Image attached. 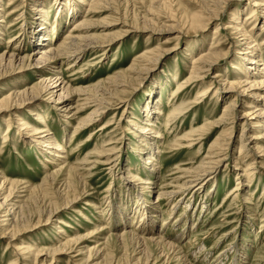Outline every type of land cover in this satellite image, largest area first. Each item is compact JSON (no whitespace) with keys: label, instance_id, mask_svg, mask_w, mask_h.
I'll use <instances>...</instances> for the list:
<instances>
[{"label":"rangeland","instance_id":"obj_1","mask_svg":"<svg viewBox=\"0 0 264 264\" xmlns=\"http://www.w3.org/2000/svg\"><path fill=\"white\" fill-rule=\"evenodd\" d=\"M40 1L48 9L46 24L43 23L45 14H38L42 20L35 19L36 0H17L13 5L10 0H0V54L15 52L19 53L18 56L28 57L23 65L0 69V104L11 91L34 88L41 79L43 71H37L33 64V59L38 57L35 49L41 46L33 42L31 28L48 26L52 32L50 36L54 38L52 45L59 44L73 31L72 24L85 17L89 24L77 32L97 44L86 49L79 47L84 51H79L82 54L76 62V57L64 55L48 72L52 79L55 75H62L64 82L80 91L65 96L69 110L65 111L64 106L60 107L62 104L55 103L56 95L45 93L38 85L31 93L37 98L19 107V112L10 106H4L5 110L0 111V181L6 174L21 187L31 186L27 193L15 192L11 197L27 205L24 211L27 214L11 233L9 225L0 226V264H10L12 259H19L12 264H42L47 255L45 264H264V130L253 127L256 123L264 127V117L251 115L247 121L243 117L246 112L253 111L254 108L249 106L264 107V85L240 91L239 95L238 88L229 92L226 86L229 82L245 81L244 70L238 68L249 62L241 60L240 52L245 43L235 32L233 15L239 12L244 27L254 33L252 39L256 41L251 44L263 48L264 59V5L262 8L254 6L253 0H107L87 12L88 5L80 4L81 10L70 19L66 9V15L58 16L61 0ZM256 9V16H252ZM201 15L207 17L206 26L191 25ZM55 22H59V28L54 36ZM212 46H219L227 55L218 59L204 83L200 78L194 83L193 79L187 81L193 72L192 57L211 51ZM143 54H148L147 60ZM116 75L121 76L115 83L112 78ZM211 79L220 88V95L211 90L212 94L197 99V102L195 96L198 97ZM178 83L185 85L174 94ZM158 96L162 99L163 114L156 120L152 146L148 147L139 138L136 123L145 119L146 104L150 99L157 100ZM85 99L107 101L100 104V115L91 121H95L92 125L85 127L80 134H72L78 116L84 117L95 108L92 102L84 104L88 101ZM182 100L191 104L172 119L171 108ZM231 100H235L236 105L234 102L232 105L237 117L234 127L228 129L223 122H229L230 126L231 120L222 116ZM3 103L10 104L7 99ZM79 105V111H76ZM35 113L44 116L54 136L67 138L68 152L65 155L69 159L60 167L61 175L57 174L55 184L47 178L50 172H58L57 165L49 164L50 159L56 158L52 153L44 155L45 148L34 144L31 133L18 124L23 121L18 120L21 116L29 125L36 126L35 120L39 119ZM170 117L172 121L165 124ZM131 120L136 122L131 123ZM90 132H93L91 137ZM185 133L189 134V139L184 138ZM71 136L74 137L72 141ZM255 136L259 138L256 144L251 143ZM179 140L182 144L178 145ZM190 140L192 142L187 143ZM241 141L248 143L243 150H250L246 158L240 156ZM114 145H117L114 151L94 153L90 158L91 165L82 163L81 159L88 152ZM151 150H154L151 154L156 166L152 172L153 182L146 189L145 196L151 200V206L160 204L154 230L161 241L157 238L138 242L136 234L142 237L152 234L143 231L147 227L138 226L137 218L143 215L142 210L134 209L136 196L141 191L139 186L131 189L123 181L131 167V170L140 168L138 173L144 177L147 175L145 170L148 168L142 160ZM113 155L115 158L107 160ZM210 158L214 161L222 159L218 171L196 176L200 165L212 166ZM72 163L78 165V169H72L68 177L67 168ZM250 163L249 168L254 173L248 176L244 169ZM64 182L71 183L64 185ZM183 182H188L187 186H182ZM160 190L179 192L170 198L164 195L166 198L163 196L155 203L153 200ZM21 193L26 195L15 197ZM113 194L114 197L110 198ZM179 198L176 210L170 211ZM112 199V209L106 211ZM119 206L133 210L125 223H128V230L136 233L131 238H116L115 234L121 232L124 225L115 226L120 221L115 214ZM5 213L0 212V216ZM133 216L137 220L133 221ZM3 218L7 217L2 216L0 220ZM97 225H102L103 230ZM6 227L9 232H1ZM72 237L73 241L67 244V239L69 241ZM19 244L22 247L32 245V251L41 250L38 259L27 251L25 254L16 252ZM104 245L107 246L105 253H110L105 258L102 257L103 249L96 253L97 246ZM52 249L56 251L47 254ZM36 260L40 262L35 263Z\"/></svg>","mask_w":264,"mask_h":264},{"label":"bare ground","instance_id":"obj_2","mask_svg":"<svg viewBox=\"0 0 264 264\" xmlns=\"http://www.w3.org/2000/svg\"><path fill=\"white\" fill-rule=\"evenodd\" d=\"M9 1V0H8ZM17 0H10V3L11 5H13ZM36 9H35V12L37 14L36 16V20L38 19H41L39 17L38 14H42V15H46L45 16V22L43 23H48V19H49V14L47 13V10H46V6H44V4H42V2L40 0H36ZM107 0H61L59 1L60 3V7H58V16H60L61 14L63 15H66L65 13V9L67 11V14L68 12L70 13V19L73 17V16H76L79 11L81 10V5L80 4H83V5H88V8L86 10V12L89 10V9H93L95 5H100L102 4V2H105ZM229 1V0H228ZM252 1V0H251ZM254 1V6H257L259 5L260 7L259 8H262L263 5H264V0H253ZM218 2V1H216ZM8 3V2H7ZM8 3V5L10 4ZM6 5V6H8ZM214 8V7H212ZM16 9V8H15ZM14 10V9H13ZM209 11V10H208ZM16 12V11H15ZM206 12V11H205ZM212 12V11H211ZM256 12H257V9L252 11V16H256ZM47 13V14H46ZM239 14V12H238ZM238 14H234L233 15V19L234 21H232V25L234 26L235 28V32H238L239 36H241V41H244L243 46V50L241 53V55L243 56V58H241V60L243 59V61L245 60H249V62L246 64V63H242L240 64L239 68L240 70H244L245 73L244 74V77L246 79H244L245 81H240L238 82L239 80H237L236 83H227V81H225V83H227L228 85H225L228 86V89L227 91L229 92H235L237 91L236 88L239 89V92H238V95L239 93H241L240 91H244L246 92L247 89H255L256 87H258V85H264V59L262 58L263 55H262V49L263 48H260L258 49L257 45H255V43L252 45L251 43L256 40H253L252 37H253V34L254 33H249L248 30L244 27V20L243 21H240V15ZM205 15V14H204ZM250 15V14H249ZM41 16V15H40ZM205 18L207 19V17L201 15L200 16V19H195L191 25H197L199 27L201 26H206V21H205ZM42 20V19H41ZM151 20V19H150ZM2 21V20H1ZM42 23V21H41ZM230 23V22H229ZM55 25L53 26V31H54V36H55V33H57V30L59 28V22H55L54 23ZM87 24H89V19L85 18V17H82V18H79L77 19L71 26V28H73V31L72 32H67L68 35H67V38L64 39L65 41H61V43L59 44H53V39L52 37L50 36V28L48 26H45L44 24L40 27H37V28H31L30 32L32 33V40L33 42H36L35 45H38V46H41V47H38V49H35V54L38 55V57H36L35 59H33L34 61V67L35 69H38L37 71H43V73L40 75L41 79L39 80V83L38 85L44 90V92H48L51 94V96H57V100L55 101V103H58V104H62L60 105L61 108H63V106L65 107V111L66 110H69V107L67 105V103H65L67 101V99H64L65 96H70L72 93H75L79 90H77L76 88H72L71 85L67 82H64L65 81V77H63L62 75L58 74V75H55L52 79V76L49 75V71L56 65L58 64V62H60L65 56H74L76 57V59L74 60L76 62V60L81 56L82 53H80L79 51L80 50H83L79 47H82L84 49H86L87 47H95L96 46V42L94 41H90L89 37L84 35L82 32H77L78 30H83L87 27ZM125 25V24H124ZM264 25V24H263ZM38 26V25H37ZM222 27V26H221ZM225 27V26H224ZM232 27V26H231ZM230 27V28H231ZM220 28V27H219ZM233 28V29H234ZM91 29V28H90ZM263 29V28H261ZM237 30V31H236ZM89 31V30H88ZM87 31V32H88ZM231 31V30H230ZM66 33V34H67ZM86 34V33H85ZM237 34V33H236ZM254 38V37H253ZM256 38V37H255ZM250 41V42H249ZM264 41V40H263ZM219 42V41H218ZM214 43V42H213ZM220 43V42H219ZM218 43V44H219ZM94 45V46H93ZM211 45V44H210ZM76 46L78 48H76ZM76 48L75 50H71L72 48ZM212 50L211 51H208V52H205L203 54L201 53H197L195 54L193 57H192V60H193V65L192 66V74L190 76V78L187 80H191L193 79V82L195 81L196 78H200L202 81L201 83H204L203 80L206 81V79L208 78L207 77V74L210 72V70L212 69H215L216 65L218 64V59L220 57H222V55H227V53L224 54L222 48H220L218 46L215 47V46H212L211 47ZM152 50V49H151ZM84 51V50H83ZM155 51V50H154ZM149 52V51H147ZM204 52V51H203ZM155 54V52H153ZM153 54V55H154ZM19 53H15V52H12L10 54H0V69H3V68H7V67H13L15 65H23L25 64L26 62V58L28 57H22V56H18ZM80 55V56H79ZM148 54L144 55L143 54V57H146L145 60H147ZM151 55V54H150ZM240 55V54H239ZM142 56V55H141ZM32 57V56H31ZM142 57V58H143ZM144 59V58H143ZM154 59V58H153ZM31 60V58H30ZM152 61V60H151ZM32 63V62H31ZM28 64V63H27ZM73 65H74V62H73ZM121 75H116L114 78H112V80H114V82H119L118 78H120ZM188 76V77H189ZM63 77V78H62ZM217 77V76H216ZM215 78V77H214ZM243 78V76H242ZM216 79V78H215ZM222 79V78H221ZM241 79V78H240ZM226 80V79H225ZM122 81V80H121ZM210 81V82H209ZM208 82V85L207 86H203V89L201 90V92H199L197 95L198 97L195 96V99L197 100H200L202 99L204 96L208 97L209 94L213 91L216 95H220L218 92H219V87L217 85H215V81L214 79L212 80H209ZM115 82V83H116ZM200 83V84H201ZM121 84V83H120ZM119 83L117 85H120ZM199 84V85H200ZM36 85L34 88L31 87V89H25V90H19L17 92H14V93H11L13 91H11L7 97H5L3 100L7 99L9 101L10 104H6L3 103V100L0 104V111L2 110H5L4 106H7V107H13V109H15V112H19L21 107L23 104L25 103H28L29 101L33 100V99H36L37 97L35 95H32L31 93L35 90V88H37ZM185 83H178V87L175 89V92H173L174 94L177 93V91H179L182 87H184ZM224 85V86H225ZM116 87V86H115ZM107 88V87H106ZM242 88H244L243 90H241ZM16 90V89H15ZM87 90V89H86ZM98 90V89H97ZM110 90V89H109ZM212 90V91H211ZM85 91V90H84ZM199 91V90H198ZM80 92V91H79ZM107 93V92H106ZM256 95H257V91H255ZM185 94V93H184ZM212 94V93H211ZM113 95V94H112ZM101 96V95H100ZM97 97V96H96ZM105 98V96H103ZM183 97V96H182ZM181 97V99H183ZM218 97V96H217ZM101 98V97H100ZM176 98V97H175ZM187 98V95L184 99ZM106 99V98H105ZM155 99V98H154ZM194 99V98H193ZM194 99V100H195ZM12 100H14L13 102H11ZM85 100H88V99H85ZM101 100V99H100ZM176 100V99H175ZM193 100V101H194ZM197 100V102H198ZM205 100V99H204ZM98 99H92V100H88L86 103L84 104H87L89 102H92L94 103V109H92L86 116L84 117H79L77 118V122L76 124L74 125V130H73V133L72 134H80L82 133L84 130H85V127L88 128L89 125H92L95 121L91 122L92 120H94L97 115H100V111L102 109V105L100 104H103V102L107 101V100H102V101H99ZM110 101V100H109ZM108 101V102H109ZM155 101V102H154ZM183 101V100H182ZM180 102L178 105H175L171 108V114H174V116H172L170 113V116H172V119L173 118H176L177 116H179L183 110L187 108V104L190 105L191 103H188V101L186 102ZM232 101V100H231ZM229 102V104H227L224 108V112H223V118H228V120L230 121L231 120V125L229 126V122L226 123L227 121H224L222 119V122L223 124H226V127L228 129H232L234 127V120L235 118L237 117L235 115V108L234 106L232 105L233 102L234 104L236 105L235 103V100H233L232 102ZM110 103V102H109ZM162 99L157 98V100H151L149 101L148 104H146L145 108L146 110V116H145V119L141 122V123H136V125H139V128H138V132H139V138L142 140V142L144 143V145H147L148 147H150V145L152 146V134L153 132L155 131V124H156V120L160 118V116L163 114L162 110ZM184 104H186V106H184ZM83 106H81L82 108ZM250 108H254L253 111L251 112H246L245 115L243 116L245 118V120L247 121L249 119V117L251 115H254V117L258 116L260 118H263L264 117V107H260L259 105H256V106H249ZM79 108H80V105L78 107H76V111H79ZM104 108V107H103ZM188 109V108H187ZM31 111V109H29ZM29 113H32L30 112ZM188 113V112H186ZM19 114V113H18ZM37 116H38V119L39 120H35V123L37 124L36 126L34 125H29V122H25L24 121V118L21 117H18V120H23L21 122H19L18 124L20 125V127H23L31 136L34 137V140L33 143L34 144H37V145H40L41 147L45 148L44 150V155H50L52 153V155L56 158V159H50L49 160V164H52L53 166L57 165L56 168H59L58 169V172L54 174V171L53 173L50 172V177H45L47 178V180H51L50 182L55 184L57 178L59 177L57 174L60 173L61 175V168L63 167V163L69 159V156L66 157L65 154H67L68 150H67V138L62 136V137H59V136H54V134H52L51 132V128L48 127V123L46 122L47 120L44 119V116L39 114V113H35ZM34 114V115H35ZM76 113H74L75 115ZM168 114V115H169ZM17 115V114H16ZM32 115V114H31ZM186 115V114H185ZM222 115V114H221ZM184 116V115H182ZM221 117V116H220ZM36 118V117H35ZM171 117L169 119H167L166 121H164L165 124L168 123V121H172ZM96 120V119H95ZM221 120V119H220ZM158 121V120H157ZM131 123H135L134 120H131L130 121ZM264 123V121H263ZM39 124V125H38ZM176 124V123H175ZM221 124V123H220ZM246 124V122L244 123ZM135 125V126H136ZM175 127V126H174ZM254 129L256 128H261L264 130V127L262 125H259L258 123L254 124ZM171 128V127H170ZM66 130V129H65ZM193 130V129H192ZM20 131V130H19ZM125 130H123L122 132H124ZM194 131V130H193ZM93 134V132H90L89 133V136L91 137V135ZM122 134V133H121ZM262 135V134H261ZM75 137V135H74ZM73 136L70 137V140L72 141ZM89 137V138H90ZM188 137L189 139V134L188 133H185L184 134V138ZM261 138V137H260ZM16 139V138H15ZM14 139V140H15ZM92 139V138H91ZM91 139H89V141H92ZM249 139H252V138H249ZM249 139L247 141H249ZM256 139H259L257 138L256 136L252 139L251 143H257V140ZM111 140V139H110ZM123 140V139H122ZM177 140V139H176ZM217 141V139H216ZM16 142V140H15ZM14 142V143H15ZM192 141L190 140L189 142L187 143H191ZM141 143V142H140ZM178 145L179 144H182V141L179 140V142H177ZM216 144V143H215ZM248 143H245L243 141H241V144H240V148H239V151H240V156L244 155L243 157L246 158V156H248L250 150H246L245 152H243L244 148H247ZM89 145V144H88ZM221 145V144H220ZM71 146V145H70ZM254 146V145H252ZM104 147V146H103ZM101 150H99V147H97L96 149H94V151H90L88 152L86 155H84V157L81 159L82 160V163H86L88 165H91L90 163V158L91 156L94 154V153H104L108 150H111V151H114L116 150V147L117 145H114V146H110V147H107L105 146V148H103ZM222 147V146H221ZM257 150V149H256ZM154 151V150H153ZM151 150V152L149 153V156L146 158V159H143L140 158L142 160V164L143 165H147L146 167L148 168L147 170H145V173L147 174L145 177L142 176L140 173H138V170L140 168L137 169V167L133 170H131V168L128 170V173H127V176H125V179H124V185L128 188H131L132 187H138L139 190H141L138 195L136 196V205L134 207L138 209V211L140 212L141 210V214H143L141 217H136V216H133V221L134 220H137L138 222V226L140 227L143 226V227H147L146 229H144L143 231H148L149 234H152V236H148L147 235L144 237H142V235H140L139 233L136 234L134 230H128L129 226H128V223L127 225H125L128 217L130 214H132V209L131 208H127L125 206H119V210H115V214L117 215L118 218H120V221L123 220V221H119L117 222V224L115 226H119L121 223H124L122 229H121V232H117L115 235H116V238L119 239H123L127 236H129L130 238L132 236H134L136 234L137 237H135V239H137L138 242H145L146 240H152V241H155V239H159V242L161 241V238L160 237H156L157 235L155 234V230H154V225L155 223L157 222L156 218L159 217L158 215V212L160 211L159 210V207H160V204H155L154 206H151L150 203H151V200L149 201V199L145 196V191L146 189L149 188L150 184L153 182L152 181V172L153 170L155 169V166H156V163H155V158L153 157V154H151L153 152ZM115 152H118L115 151ZM113 152V153H115ZM80 153V152H79ZM77 153V154H79ZM98 154V155H100ZM117 154V153H116ZM115 154V156H116ZM105 155H108V154H104L103 156ZM80 156V155H78ZM77 156V157H78ZM102 156V157H103ZM115 156L113 155L112 157H108L107 160H110L111 158H115ZM214 156V155H213ZM212 156V157H213ZM255 157V156H254ZM213 159V158H212ZM210 158V160H212ZM119 160V158L117 159L116 158V161ZM209 160V161H210ZM221 160L222 159H217V161H214L212 160L211 163L212 166H208V167H205V166H202L200 165V169L197 171V174L196 176L198 175H204V174H207V173H215L218 171V167L221 163ZM48 161V160H47ZM94 162H96L95 160H93ZM206 161V160H205ZM208 161V160H207ZM217 162V163H216ZM77 163V162H76ZM81 163V162H80ZM93 164V163H92ZM44 165H48V163H44ZM65 165V164H64ZM204 165V164H203ZM251 165L248 164L246 165V168L244 169V171H247L248 172V176H251L254 172L252 171V168H249V166ZM78 165H75V164H70L69 167L67 168L68 170V177L71 176L72 172L71 170L74 169V171L78 169L77 167ZM144 166V167H145ZM61 167V168H60ZM178 168H182V167H178ZM184 168V167H183ZM193 168V167H192ZM209 168V169H207ZM89 169H92L89 168ZM190 169V168H189ZM57 170V169H55ZM88 170V169H87ZM188 169L186 168V171ZM89 171V170H88ZM196 170H194L195 172ZM66 172V171H65ZM189 172V171H187ZM88 173V172H87ZM90 173V172H89ZM192 173V172H191ZM65 174V173H64ZM63 174V175H64ZM76 174V173H75ZM85 174V173H84ZM48 175V173H47ZM62 175V176H63ZM66 176V178H67ZM1 177H3V179L0 181V196H1V200L2 202L0 203V208H3L2 211L0 212H7L5 213V215H2L3 217H7V218H3V220H0V226H3V225H9V227L11 228V231H7L8 230V227L6 228H3L1 230V232H13L15 231V225L17 224V222L19 220H21L22 218L25 217V214H27L26 212L24 213L25 209L27 208L25 204H21V201L19 200H12V196L15 192H26L28 191V189H31L30 187L31 186H26L28 184H26L25 186H22L24 189H20L22 188L19 184L18 181H14L13 179L10 180L7 175H2ZM74 177V176H73ZM194 177V176H193ZM212 177V176H211ZM44 178V179H45ZM62 178V177H61ZM72 178V177H71ZM70 178V179H71ZM75 178V177H74ZM200 176L196 179H199ZM68 179V178H67ZM73 179V178H72ZM76 179V178H75ZM238 180V179H237ZM64 181V179H63ZM67 181V180H66ZM70 181V180H69ZM67 181V182H69ZM201 181V180H200ZM48 182V181H47ZM67 182H64V185H68V184H65ZM194 182V181H193ZM23 183V182H22ZM44 183V182H43ZM63 183V182H62ZM188 182H183L182 186H187ZM40 185V183H39ZM44 185V184H43ZM48 185V184H47ZM33 186V185H32ZM35 186V185H34ZM38 186V185H37ZM180 187V188H183V187ZM67 187V186H66ZM34 188V187H33ZM65 188V187H64ZM17 189V190H16ZM35 189V188H34ZM38 189V188H37ZM189 189V188H188ZM33 190V189H32ZM39 190V189H38ZM173 190V189H172ZM167 191V190H160V192L158 193L157 195V198H155V200H153L155 203L157 202H160L162 199L161 197H163L164 195L166 196L167 195V198H170L172 197L173 195H176L177 192L179 191ZM175 190V189H174ZM31 192V191H30ZM27 193V192H26ZM25 193V195H26ZM34 193H37L34 192ZM24 193H21L15 197H23L25 196ZM33 195V193H32ZM37 195V194H36ZM34 196V195H33ZM164 196V197H165ZM28 197V196H27ZM114 197V194L112 197L110 198H113ZM35 198V197H34ZM166 198V197H165ZM246 198V196L244 197V199ZM24 199V198H23ZM21 198V200H23ZM247 199V198H246ZM11 200V201H10ZM71 200V199H70ZM68 200V201H70ZM25 201V200H24ZM23 201V202H24ZM111 202L108 204L107 207L110 206V208L106 209V211H110L112 209V204L113 203V199L110 200ZM180 201V198L178 200H176L173 208L170 210V211H173V210H176V206L178 204V202ZM28 202V201H27ZM34 202V200H33ZM182 202V201H181ZM26 203V202H25ZM103 207V206H102ZM29 208V207H28ZM99 208V206H98ZM101 208V207H100ZM105 209H101L102 212L105 211ZM130 209V210H129ZM99 210V209H98ZM52 212V211H51ZM54 213V212H53ZM109 213V212H107ZM113 213V212H112ZM0 216V217H2ZM50 218L47 217V220ZM137 218V219H136ZM12 219V220H10ZM166 219V218H165ZM165 219L163 221H165ZM113 221V220H112ZM59 222H61L59 220ZM146 223H148V225H146ZM263 225H264V222H263ZM132 226V225H131ZM102 225H97V228L98 229H102L101 228ZM106 227V226H105ZM14 228V229H13ZM134 229V228H133ZM103 230V229H102ZM100 230V231H102ZM2 235H5L3 234ZM96 233H99L98 230ZM144 233V232H143ZM142 233V234H143ZM16 235V233L14 234V236ZM13 236V237H14ZM147 237V238H146ZM12 239V238H11ZM146 239V240H145ZM73 241V237L71 238V240L68 241L67 239V244H70L71 242ZM147 242V241H146ZM64 243V242H63ZM101 244V243H100ZM106 244V243H105ZM169 245H173L171 243H168ZM22 244H19L17 246V250L16 252H22L25 254V252L27 251L28 253H30L32 256L34 255L35 259H38L37 257L40 256L41 254V250H34L32 251V249H30L32 247V245H28L25 247H22L21 246ZM63 246H66L64 244H62ZM99 245V244H98ZM107 245V244H106ZM62 246V247H63ZM61 247V246H60ZM107 247V246H106ZM105 247V245L103 247L101 246H97V249H96V253H100L102 251V257L105 258V256H110V253L107 252L105 253V251L107 250V248ZM58 248V247H57ZM18 249H20L18 251ZM62 249V248H60ZM64 249V247H63ZM22 250V251H21ZM58 250V249H57ZM47 251V250H46ZM56 250H48L47 251V254L48 253H54ZM27 253V254H28ZM18 254V253H17ZM20 254V253H19ZM18 254V255H19ZM23 254V255H24ZM22 255V256H23ZM48 256V255H47ZM47 256H45V258L43 259L42 261V264H45V261L47 260ZM20 257V256H19ZM18 257V258H19ZM17 258V257H16ZM17 260V259H12V261L10 262V264L14 263V261ZM19 260V259H18ZM17 260V261H18ZM16 262V261H15ZM35 263L37 262H40V261H34ZM47 263V262H46ZM85 264V263H84Z\"/></svg>","mask_w":264,"mask_h":264}]
</instances>
